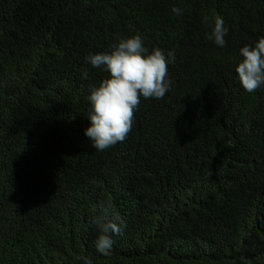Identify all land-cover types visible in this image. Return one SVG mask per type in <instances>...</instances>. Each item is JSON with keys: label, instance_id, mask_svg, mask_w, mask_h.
Here are the masks:
<instances>
[{"label": "trees", "instance_id": "16d2710c", "mask_svg": "<svg viewBox=\"0 0 264 264\" xmlns=\"http://www.w3.org/2000/svg\"><path fill=\"white\" fill-rule=\"evenodd\" d=\"M137 36L170 89L98 151L88 97L109 74L88 58ZM261 38L264 0H0V264H264V85L235 73Z\"/></svg>", "mask_w": 264, "mask_h": 264}, {"label": "clouds", "instance_id": "9594fccd", "mask_svg": "<svg viewBox=\"0 0 264 264\" xmlns=\"http://www.w3.org/2000/svg\"><path fill=\"white\" fill-rule=\"evenodd\" d=\"M172 12L182 14V10L176 7ZM211 25L207 39L224 47L228 29L224 27L223 19L217 17ZM239 54L241 60L235 68L239 83L246 92H255L264 85V38L254 46L242 47ZM88 61L93 68L104 66L109 74L90 91L91 108L87 113L91 126L84 132L92 147L103 151L124 141L131 132L141 97L145 100L161 99L169 91V60L162 50L154 49L148 53L137 36L120 42L110 54L92 55ZM119 219L117 215L116 221ZM116 221L105 219L101 222V234L95 247L105 257L111 255L115 243L112 236L121 234ZM81 260L82 264H92L88 258L82 257Z\"/></svg>", "mask_w": 264, "mask_h": 264}]
</instances>
